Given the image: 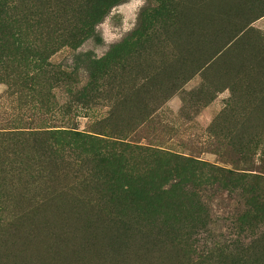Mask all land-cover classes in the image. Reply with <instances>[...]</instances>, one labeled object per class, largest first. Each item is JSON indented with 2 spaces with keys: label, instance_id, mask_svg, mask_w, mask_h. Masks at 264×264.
Returning <instances> with one entry per match:
<instances>
[{
  "label": "rangeland",
  "instance_id": "374dc122",
  "mask_svg": "<svg viewBox=\"0 0 264 264\" xmlns=\"http://www.w3.org/2000/svg\"><path fill=\"white\" fill-rule=\"evenodd\" d=\"M96 1L0 0V264H264V219L239 221L243 184L264 200V0ZM109 152L231 175H170L143 215Z\"/></svg>",
  "mask_w": 264,
  "mask_h": 264
},
{
  "label": "trees",
  "instance_id": "16d2710c",
  "mask_svg": "<svg viewBox=\"0 0 264 264\" xmlns=\"http://www.w3.org/2000/svg\"><path fill=\"white\" fill-rule=\"evenodd\" d=\"M115 4L116 1L113 0H97L93 5L92 17L99 18L106 13L109 5ZM144 158L150 161L146 164L143 175L136 174V171L124 162L123 154L109 152L97 159V167L103 168L106 172L100 176L109 184L112 196H117L119 202L124 204L136 205L143 215L163 214L162 212L165 214L166 209L172 208V202L169 201L182 197L178 194V186H180L178 183L169 185L168 189L163 188L164 185L161 184L165 182V178L174 174L177 181L180 179V183H187L197 176L196 171L211 167L209 164L169 153L162 157L157 152H152ZM163 159L165 163L161 164ZM211 169L212 180L216 181L217 174H222L223 170L219 171L213 167ZM223 174L229 176L231 172L227 171ZM183 177L185 178L182 179ZM239 179L241 178H236L238 184ZM242 187L249 196L246 199V209L239 221L242 226L248 225L249 228H254L264 219V200L255 190H247L244 184Z\"/></svg>",
  "mask_w": 264,
  "mask_h": 264
}]
</instances>
